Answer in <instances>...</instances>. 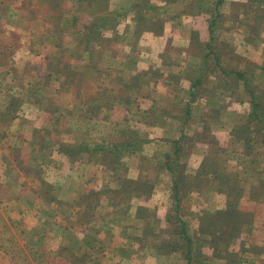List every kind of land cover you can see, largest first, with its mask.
<instances>
[{
  "label": "rangeland",
  "instance_id": "rangeland-1",
  "mask_svg": "<svg viewBox=\"0 0 264 264\" xmlns=\"http://www.w3.org/2000/svg\"><path fill=\"white\" fill-rule=\"evenodd\" d=\"M110 2L112 3V0H106V4L97 13L101 17H107L109 19L108 24L101 27L99 39L92 37L86 44L80 39V35L83 34L82 31H75L78 35L75 36L76 38L72 37L73 32L71 31L74 17L77 19L79 28L84 27L83 29H85L91 23L90 17L82 12L83 0H0V68H3V66L11 68L22 66L23 61L14 54L18 52L26 58L28 57L27 51H32L33 54L29 62L30 60L33 62V68L23 66L26 69V74L17 76V79L24 83L27 81L29 86L39 84V87L30 91L29 88L25 89L26 91L21 92V94H31L32 99L35 101L39 99L42 102L45 101V104L50 102L51 105L54 103L56 105L58 98L64 102L62 94L65 91L63 88L65 85H69L70 82L74 86L75 92H73L83 102L82 106L89 108V110H95L96 105L92 102V98L95 97L103 103L107 102L103 107L109 112L113 109V105L118 104L121 105L118 111L123 113L128 109H138L136 119L143 120V123L146 120H152V125H159V121H164L167 124L173 123L175 122L173 119L177 120L181 117V112L175 107V102H178L177 100L181 96L180 99H189L188 90L185 86L181 85L182 87H180L179 82H183L181 79L187 80L190 74L186 75L185 73L183 75L180 72L184 69L191 72V70L202 64L201 55L193 54L194 51L189 48L192 32L197 31L202 40L206 39L210 16L217 13L220 15L218 18L222 23L217 32V39L223 42L225 46L228 45L227 56H235V60L238 62H235L238 64L237 68H245L247 63H251L253 67L252 79L261 84V88L264 86V1L261 4V2H253L252 0H117V6L118 4L121 5L119 10L112 12L102 9ZM164 4L167 5L166 8ZM196 8H199V10ZM191 20L195 21L193 26H191ZM123 21H127L129 26L121 25ZM167 22L171 25V28L165 26ZM117 24L121 25L118 29L116 28ZM160 29L162 33L167 30L168 35L175 37L173 38L175 43H172V45L168 43L170 49H168L164 59L162 58L163 64L160 63L159 59L154 58L157 54L153 53L156 45L151 43L143 45L144 43L140 42L145 31L156 32ZM18 34H24V38H20ZM177 34H180L185 42L189 39V44L184 43V48H180L181 43H176ZM41 35H44V37ZM145 40H147V37H145ZM222 49L226 52V48ZM139 50L143 54L149 52L150 58H145V61L143 58L145 55H140ZM149 50H152V52ZM53 51H56L55 55ZM86 51H88L87 57H81L83 52L86 54ZM141 61L145 63L139 64ZM148 62L149 65H146ZM91 67L94 72L90 71ZM85 68L90 69L87 71ZM218 74L219 70L216 69L206 77L205 87L202 88L198 96L203 101L199 105L208 102L205 105V111L208 113L211 109L214 113L217 105H213L217 103L222 104L229 99H233V101L235 99L238 103L243 101L244 105L240 106L241 113H236L239 114L237 122H244L248 113L245 114L244 109L249 111L250 103L242 81L234 78L218 80L216 78ZM0 77L5 79V76ZM10 78V76H6L7 81ZM20 84L24 85L23 83ZM166 85L170 87L167 88ZM161 87L166 89L162 91ZM1 90L0 94L2 93ZM47 96H50V101L45 100ZM118 97L122 102L118 100ZM8 98H11V95H8ZM151 98L153 102H156V106H148L151 102L148 99ZM4 102H7V98ZM158 102L159 105H157ZM146 106L149 108L143 110ZM201 110L203 111L204 107L192 106L191 116L193 118L190 116L189 120H192L190 126L191 128L193 126L194 133L189 128L192 134L191 137L186 138L191 143L190 145L196 146V148L192 151L189 143L186 144L181 151L188 150L191 152L188 153L189 155L187 153L182 155L181 158L185 161L180 160L172 163L176 173L178 172L184 176V182H180L178 188L181 204L177 215L184 221L186 232L194 239L191 253L192 264H218L217 262L221 258L217 256L219 254L215 250L214 243L210 244L213 254L209 257L204 253L203 247L209 244L205 242V238L211 237L207 234L208 229L205 233H202L203 230H201L200 224L198 228L196 227L197 229L193 226V222H197L195 218L198 215V210L193 209L197 207V203H195L197 196L189 193L191 190L188 192V189L190 188L191 175L194 174L193 176L196 177L199 171L190 169L187 157L192 156L193 152L200 155L202 153L207 154L206 161L203 160L202 164L209 163L210 166L213 164L214 169L219 167V164L220 166L228 165L229 171L227 170V172L232 180H237V184L241 182L243 185L245 181L254 180L257 184L254 192L260 194L264 190V185H262L264 182V144H261L256 138L250 139L249 143L255 146L246 152L244 141L247 140V135L246 137L242 136L240 139L235 137L233 127L230 129L232 132L228 143L226 132L225 134L213 132L209 135L208 129H198V127L204 126V121L200 119L203 116ZM143 111L147 112L142 114ZM219 114L217 117L220 116L223 120L231 116V113L225 110L223 114L221 109ZM143 118L147 119L144 121ZM165 119H168V121ZM118 124L112 126L114 128L113 136L118 138L115 140L109 139L108 144L118 143L120 151L123 152L121 148H124V150L128 149V152L119 154L120 156L115 158V162L110 160L111 156L103 159L92 150L88 152L90 154L83 155L81 150H78L79 147L76 143H70L71 145L61 144L68 158L75 157L82 162L85 161L84 157L87 156L103 163L105 168V173H103L106 175L101 173L100 170L97 172L96 169H91V172H97L99 179L100 176L108 177V183L113 186L112 188L109 185H99L100 188L92 186L96 190L90 189L85 196L82 194L81 196L77 195V193L74 196H66L65 193V197H62L64 195L61 191L57 190L56 192L55 188H51L52 185L48 181H43L42 176L45 175V171L42 167H33V171L25 170L28 176L30 173L35 175L34 183L37 179L39 181V193L42 200L39 204L41 223L37 224V228L42 233L48 227L54 228L58 238H60V244L66 245V243H69V248H71V250L60 249L61 252L59 251V253H63L60 258L62 260L67 258L73 264L95 263L97 257L90 255L92 254L90 253L93 250L92 248L98 243L109 244L112 238L120 239L119 243L125 246L136 244V251L133 259L130 260V264L134 261H136V264H188L184 241L178 239L176 235H171L168 238V229L170 228L166 216L170 211L174 212L172 208L176 203L173 198V181L166 182V180H169L168 177L165 178V174L160 176L164 172L158 170L160 165H166L167 159L164 161L162 152L166 150L168 144L161 140V142H157L155 148L153 147V150L160 153L152 152V155L143 156V151L146 153L153 146V144L148 143L151 133L155 131L144 129L142 124L136 130H128L125 122ZM173 127L170 128L173 129ZM44 130L42 132L43 137L45 134L51 133L47 129ZM35 131L38 132V130ZM108 132L111 131L108 129ZM56 133L58 134V131ZM49 140L51 139H47V137L41 140L37 139L38 149L35 151L34 160L39 162V165L45 164L46 155L42 149L52 143ZM126 143H131V145L127 146ZM218 143H221L223 150H215ZM99 144L102 143L96 142L95 146L92 147L94 148ZM237 146L241 150L244 149V151L236 152ZM128 157L129 159L134 157V161L136 160L141 169L130 172L128 170L130 166L127 161ZM240 159L243 162L239 163L237 168L230 167L229 164H232L235 160L241 161ZM192 162L200 164V158L193 155ZM242 164L244 167L240 169L239 166ZM204 169H207V167H204ZM168 171L170 172L169 169ZM143 172L146 173L143 174ZM216 173L219 174L218 171ZM198 176L202 184L207 182L206 173ZM219 184L223 186V183ZM34 190L36 189L34 188ZM246 190H249L248 187ZM202 198L205 200V195ZM145 200L150 201L146 202ZM205 202L201 203L204 208H200L199 218L205 213L211 214L214 212L215 204H210L207 199ZM174 214L176 213L174 212ZM162 219L164 221L162 222L163 226H161ZM13 226L16 227L14 224ZM82 226L86 228L83 234L81 236L77 234L78 236L73 237L71 233L76 229L79 230V228L82 230ZM17 227L23 228L19 222H17ZM214 228H212V231L215 230ZM208 231L211 232V230ZM117 232L121 234L115 236L114 234ZM26 237L30 238L28 234H26ZM202 238H204V241L201 242ZM40 242L42 244L47 243L43 237ZM163 242L167 244L164 247H159ZM219 244L220 247H223L220 254H225V256L232 259L233 264H243L241 252L233 251L229 253L225 250L224 242L220 241ZM84 248H89L90 252L88 253ZM42 250L39 258L40 263L38 264H43L41 263L42 257L45 254L48 255L44 248ZM106 250L108 252L103 254L105 264L111 261V252L119 253V257L128 256V253L130 258L132 256V250L120 249L118 253L116 249ZM33 252L36 260L38 256H36L35 250ZM51 253L49 251L50 255ZM98 255L100 257V253Z\"/></svg>",
  "mask_w": 264,
  "mask_h": 264
},
{
  "label": "crops",
  "instance_id": "crops-1",
  "mask_svg": "<svg viewBox=\"0 0 264 264\" xmlns=\"http://www.w3.org/2000/svg\"><path fill=\"white\" fill-rule=\"evenodd\" d=\"M164 6L166 8L167 5L164 4ZM120 7L121 5L119 6V4L117 6V0H112V3L110 2L109 4L105 5V8L102 9H107L108 11L113 12L119 10ZM190 22H192L191 26H193V22L195 23L194 20H191ZM127 23V21H123L121 25L129 26V24ZM121 25L117 24L116 28L118 29ZM165 26L171 28V25L168 24V22ZM80 29L81 28H79L78 30ZM78 30H76V32ZM73 33H75V31ZM73 33L72 37L78 36L76 33V35H74ZM18 35L20 38H24V34ZM41 36L44 37V35ZM82 36L83 34L80 35V39H83ZM145 37H147V40H145ZM173 38L175 37L167 34V30L165 31V33L145 31L144 34H142L140 42L144 43L143 45L148 43L156 45L155 51H153V53L157 54L154 56V58L159 59L160 63L163 64L164 61H162V58L164 59L165 55L168 52V49H170L169 45L175 43ZM176 41V43H181L182 46H180V48L185 45L184 43H186L187 45L189 44V39H187V42H185L184 38L181 37L180 34L176 35ZM168 43L171 44L168 45ZM140 51L141 50H139V54H143ZM149 51L152 52V50ZM55 52L53 51L54 55ZM84 52L83 56L81 57H87L86 55L88 51H86V54H84ZM148 53L144 52V60L145 58L147 59V57L150 58ZM32 54V51H27L28 57H26V59L22 57L18 52H16L14 55L19 56V58L23 61L22 66H14L15 68L3 66V68H0V71H3L2 73L0 72V76H5V79H2L0 77V89H2V93L0 94V264H38L40 263V252L43 251V248L48 252V255L45 254L42 257L41 263L73 264V262H70L69 260H67V258H63L62 260V258L60 257L61 255H63V253H59L60 249L71 250V248H69V243H66V245L60 244V238H58L56 232L54 231V228L52 227H48L47 229H45L43 231L44 234L39 230V228H37V224L41 223L39 204L42 200L39 193V181L37 179L34 183L33 179L35 175L30 173V175L28 176L27 173H25V170L33 171V167H42V169L45 171V175L42 176V179H44L46 182L48 181V183L52 185L51 188H55L56 192L57 190H59V192L61 191L62 195H64H61L62 197H65V193L66 196H74L76 193L77 195L81 196L82 194L83 196H85L89 193L90 189L96 190L92 188V186L100 188L99 185H109L108 177L100 176L101 178H98V170H100L101 173L105 171L103 163H101L99 160H94L93 158L91 159L87 156L84 157L85 161L82 162L75 157L68 158L63 149H60V146L62 148L61 144L64 143L65 145H69L70 143H76L78 144L77 147H84L86 150L91 151L93 148L92 146H95L96 142L108 143L109 139L115 140L118 138L116 136H113L114 128H112V126H116V124L119 125L118 123L125 122L128 130H136L138 126L143 123V120L136 119V113L139 112L138 109H128L123 113L118 111L119 107L121 106L118 104H116L115 106L113 105V109L111 110V112L105 109V107H103L102 105H100V108L93 110L95 112H92V110H89V108L82 106L83 102H81L80 99L77 98V95L74 93V86L70 82L69 85H65L63 88V90L65 91L62 94L64 97V102H62L60 98H58V102L56 105H54L55 103L51 105L50 102H46L45 104V101L42 102V100L39 99L35 101L32 99L31 94H21V92L26 91L28 88V90L30 91L39 87V84L29 86L27 84V81L26 83H24L17 79V76H23L24 73L26 74V69H24L23 66L26 65L30 68H33V62L31 60V63L29 62ZM141 63L145 62L141 61L139 64ZM146 65H149V62L146 63ZM199 67L200 66H197V68ZM197 68H195V70ZM180 73L183 75H185V73L186 75H189L191 72L184 69ZM6 76L11 77L9 81L6 80ZM181 80H183V82L180 81L179 86H185V88L189 91V87L191 84L190 81H187L189 79ZM20 83H23L24 85H21ZM166 87L168 88L170 86L166 85ZM163 89L165 90L166 88L161 87L162 91ZM8 95H11V98H8ZM5 98H7L6 103L4 102ZM180 98H182V96ZM180 98H178L177 100L178 103H188L187 99L184 100ZM49 99L50 96H47V99L45 98L46 101H50ZM151 99H148L151 101L148 106H156V102H153V99ZM234 101L233 99H229L224 101L222 104L217 103L213 105H217L215 109L216 113H212L211 109L207 113L205 111V105L208 102L204 103V105H199L201 102H203L201 100V97L195 98V100L192 101V106L198 108L204 107V110H201L203 116L200 119L201 121H204L203 123L205 127H198V129H208L209 135H211L213 132H219L220 134L221 132L223 134H225L226 132L228 138H226V140L228 143L231 136L230 134L232 132L230 131V129L232 127H235L239 118V114H237L236 112L241 113L240 106L244 105V103H242L243 101H239V103L235 99ZM157 105H159V102ZM96 106H98V104ZM148 106L144 107L143 110L148 109ZM220 109L223 114L224 110L231 113V118L228 117L229 119L226 118L223 120V118L221 119L220 116L217 117V115H220ZM144 112L146 113L147 111H143L142 114H144ZM244 112L246 114L248 111L244 109ZM191 118L193 117L191 116ZM143 119L145 121L147 118ZM165 120L168 121V119ZM173 120H175V122L169 124H167L166 122L164 123V121H159V125H152V120H146L145 123L142 124V127L144 129H151L152 131H155L154 133H151L150 141L148 143L151 145L153 144V146H151L150 151H147L146 153L145 151H143V156L152 155V152L156 154L160 153L157 150H153V147L155 148L157 142H161V140H164L163 142H167L168 144L166 150L162 152L165 161L167 159V155H169L172 151L174 142L179 140L182 136H186V138L191 137V134L194 133V130H192L193 126L192 128L190 126L192 120L188 119L189 121H187V117L184 118L183 116H181L177 120ZM99 125L101 126L100 128ZM171 126H174L173 129L170 128ZM189 128L191 129L192 133L189 131ZM44 129L51 131V133H49L48 135L45 134V136L43 137L44 134H42V132L45 131ZM108 129L111 132H108ZM35 130H38V132H36ZM52 130L55 131L53 132ZM56 131H58V134L56 133ZM46 137L47 139H51L49 140V142L52 143L49 144V146L47 145L46 148L42 149L43 151H45L44 154L46 155V161L45 164L39 165V162H36L34 160L35 151H37L38 149L37 139L41 140L42 138ZM190 144L191 143L189 142V145ZM190 146L192 147V151L196 148V146ZM238 147L239 146H237V150H235L236 152L244 151V149L241 150ZM220 149L223 150V146L221 145V143H218L215 150L220 151ZM86 150L81 149V153L83 155L90 154L88 153L89 151ZM186 151L188 150L180 152L178 162L180 160L185 161L183 160V158H181L182 155L186 153L187 155H189L188 153L191 152ZM193 155H197V158H200V164L192 162ZM206 157L207 154L202 153L200 155L196 154L195 152L192 153V156L187 157V163L190 164L191 170H195L197 172L199 171L198 175H203L205 173L207 175V182L205 184L201 183V181L198 179V175L195 177L193 176V174L191 175L192 178H190L192 182L190 181L189 183L190 188L188 189V192L191 190L189 193H193L195 196H197V201L195 202L197 203V207H194L193 209L198 210V215L201 214L200 211L204 208L201 206V203H206V199L210 204H215L213 208L214 212L216 210L226 209L229 203L228 194L225 190L222 189L224 184L223 186H221L219 185L220 182L218 181V183L216 180V171H227L229 170V166H220L219 164V167H216L214 169V167L212 166L213 164H211V166L209 163L202 164L203 160L206 161ZM127 161L130 163V166L128 167V170L130 172L141 169L138 166L136 160L134 161V157H131V159H129L128 157ZM242 162V160H235L232 162V164L229 165L232 168H237L238 164ZM204 167H207V169H204ZM243 167V164L239 166L240 169H243ZM91 169H96V174L91 172ZM158 170L159 172H164L160 176L165 174L164 177H168L169 180H166V182L173 181V174L168 171L166 165H160ZM145 173L146 172H143V174ZM236 182L235 186L241 189V195L237 199V209L243 214L245 220L241 223L240 230L234 237L235 241L234 238L228 240L227 247L225 246V250L229 253L233 251L241 252L240 255L243 257V264H264V190H262L260 194H255L254 188L255 186H257V184H255L256 181L254 180L247 182L245 181L244 185L241 184V182H239V184H237ZM218 185L221 188L218 187ZM262 185H264V182L262 183ZM109 186L111 188L113 187L111 186V184ZM247 187L249 190H246ZM34 188L36 190H34ZM203 195H205V200L202 198ZM145 201L149 202L150 200ZM198 215L195 218L197 219V222H193V226L195 228H198V225L200 223ZM17 222H19V224L22 225L23 228L17 227ZM162 222H164L163 219L161 220V226H163ZM13 224L16 225L17 228L14 227ZM84 230H86V228L82 226V230L81 228H79V230L76 229L71 234L73 235V237L75 235L78 236L77 234L81 236ZM117 233H115L114 235L119 236L121 234L120 232ZM26 234H28L30 238H27ZM42 237L47 243L44 242L42 244L40 242ZM203 239L204 238H202L201 240L204 241ZM119 241L120 239L117 240L112 238V241L111 243L109 242V244L107 243L106 245H103L98 243L94 248H92L93 250L91 252L89 251L91 249V246L89 247L90 249L84 248V250L88 251V253H92L90 255H92L93 257H97L95 259L96 261L94 260L95 263L91 264H105V262L103 261V254L104 252H108L106 249H109V251L116 249L117 253L120 249H125L128 251L132 250L131 258L129 256V253L128 256L125 255L123 257H119V253L115 254L111 252V261L108 263L130 264V260L133 259L134 252L136 251V244H127L125 246L124 244L122 245V243H119ZM205 242L209 243V240L205 239ZM203 248L204 253L209 257L213 254L210 244ZM34 250L36 251V256H38L36 260L34 259ZM49 251L52 252L51 255L49 254ZM99 253L100 257L98 255ZM58 256L59 260L57 259ZM217 256L221 258V260L217 262L218 264H233L232 259L225 256V254H219ZM132 264H136V261H134Z\"/></svg>",
  "mask_w": 264,
  "mask_h": 264
},
{
  "label": "trees",
  "instance_id": "trees-1",
  "mask_svg": "<svg viewBox=\"0 0 264 264\" xmlns=\"http://www.w3.org/2000/svg\"><path fill=\"white\" fill-rule=\"evenodd\" d=\"M83 1H84V5L82 3V9H83L82 12L87 17H90L91 23L88 26H86L85 29H83L84 28L83 27L80 30H78L79 29L77 25L78 22L77 19L74 17V20H72V24H71L72 25L71 29L72 28L73 29L71 31L72 32L76 30L82 31L83 33L82 40L86 42V44H88L90 38L92 37H97L98 39L100 38L101 27H104L106 24H108L109 19L107 17L106 18L101 17L100 15L97 14L98 10H100L101 7L104 4H106L105 3L106 0H83ZM252 1L258 3L261 2L262 4L264 0H260V1L252 0ZM196 9L199 10V8ZM219 16L220 15L217 13L212 14L210 16V20L208 21V35L206 39L202 40L199 37L197 31L192 32L189 48L194 51L193 54L201 55L202 64L196 70L195 69L191 70L190 76H188L187 78L191 83L188 91L189 93L188 103L180 104L178 102H175L176 105L175 104L174 105L177 109L180 110L181 116H183L184 118L187 117V121H189L188 119L189 116H191L192 101H194L195 98L199 96L202 88L204 89L205 87L204 83L207 81L205 79L207 76H209L210 73H213L216 69H218L219 74L216 77L218 80H227V78L228 79L234 78L242 81L244 90L249 97L248 101L250 103V110L246 114V119L244 122L239 121L236 123L234 127V132H235V137L239 139L242 136L246 137L247 135L248 138L247 140L244 141L245 151L247 152L249 151L250 148L255 146L249 143L250 139L256 138L260 141L261 144H264V97H263L264 86L261 88L260 87L261 84L257 83L256 81H254V79H252L253 67L251 63H247V67L245 68H237L238 64L235 63L237 62L235 60L236 59L235 56L234 55L232 57L227 56L228 54L226 53L228 51L227 50L228 45L225 46L223 42H220L217 39L218 29L222 25L221 21H219L218 18ZM156 32L162 33V30L160 29V31H156ZM222 48L224 49L226 48V52H224ZM89 69L86 70L89 71ZM90 71L94 72V69L91 67ZM92 99H93L92 102L95 105L98 104V106L94 107L95 109L100 108L101 107L100 105L105 106L107 104V102L106 103L101 102L99 98L96 99L94 97ZM118 100H120L119 97ZM120 102H122V100H120ZM188 143L189 141L188 139H186V136H182L179 140L174 142L171 153L167 155V161L165 163L167 165V168L173 174V191H174L173 198L174 201L176 202L173 205L172 209H174V212L176 214L170 211L166 217L170 228L168 229L169 231L168 238H170L171 235H176L178 239L180 238L181 240L184 241V244L186 245L185 255L187 257V261H188L187 263L192 264L191 253L193 251L194 239L193 236L189 235L186 232L184 221L179 215H177V212L180 210V204H181V197H180V193L178 192V188L180 187L179 183L184 182V178H183L184 176H182L178 172L176 173V171L174 170V166L172 165V163L178 162V157L183 146H185ZM126 144L127 146L131 145V143L130 144L126 143ZM60 149H63L64 151V148L63 147L61 148V146ZM81 149L86 150L84 147L78 148V150ZM118 150H119L118 143L117 144L102 143L92 148V151L98 153L100 157H102L103 159H106L111 156L110 160L112 162L113 161L115 162V158H119V156L123 152H128V149L124 150V148H121L123 152L120 150L119 152H117ZM218 173L219 174L216 173V175H218L216 176V180L224 184V187H222V189L225 190L228 194L229 197L228 207L225 210H216L211 214L208 213L203 214V216L199 218V222H200L199 224L201 225L200 226L201 230H203L202 233H205L207 229L211 230V232L207 230V234L211 235V237L205 239L207 240L209 239V244L211 245L214 243L213 245L215 246V250H217L218 251L217 253L220 254L223 249V247H220L219 244L220 241L224 242V245L226 246L227 241L234 238L236 234L239 232L240 225L245 220V218L243 217V214L237 209V199L241 195V189L235 187V184L234 185L232 184L235 180H232L230 174L226 170L218 171ZM43 181L45 182L44 179ZM219 185L218 187H220ZM214 226L216 227L214 228ZM212 228H214L215 230L212 231L213 230ZM216 231L218 232L216 233ZM166 242L161 243V245L159 244L160 245L159 247L162 246L164 247V245L167 244Z\"/></svg>",
  "mask_w": 264,
  "mask_h": 264
}]
</instances>
